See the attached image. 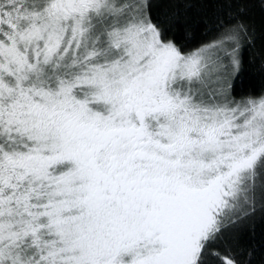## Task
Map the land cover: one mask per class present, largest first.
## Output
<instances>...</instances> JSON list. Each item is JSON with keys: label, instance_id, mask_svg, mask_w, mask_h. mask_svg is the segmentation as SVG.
<instances>
[{"label": "snow or ice", "instance_id": "snow-or-ice-1", "mask_svg": "<svg viewBox=\"0 0 264 264\" xmlns=\"http://www.w3.org/2000/svg\"><path fill=\"white\" fill-rule=\"evenodd\" d=\"M0 264H264V0H0Z\"/></svg>", "mask_w": 264, "mask_h": 264}, {"label": "trees", "instance_id": "trees-1", "mask_svg": "<svg viewBox=\"0 0 264 264\" xmlns=\"http://www.w3.org/2000/svg\"><path fill=\"white\" fill-rule=\"evenodd\" d=\"M252 55L251 52L245 53V64H244V72L246 74V79H251L252 83L255 85V87L259 88L261 77L256 71V64L249 63V57Z\"/></svg>", "mask_w": 264, "mask_h": 264}]
</instances>
